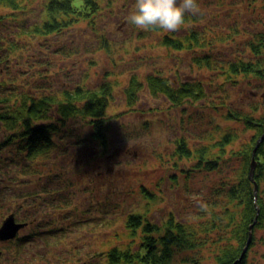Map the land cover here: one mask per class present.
Segmentation results:
<instances>
[{
	"label": "trees",
	"instance_id": "obj_1",
	"mask_svg": "<svg viewBox=\"0 0 264 264\" xmlns=\"http://www.w3.org/2000/svg\"><path fill=\"white\" fill-rule=\"evenodd\" d=\"M258 1L261 0H216L213 6L207 8L209 4L198 0L200 12L197 15L186 14L185 24L177 32H165L162 29L146 31L129 23L133 28L127 35L129 42L157 34L156 41L170 56L183 52H193L194 55L190 60L192 74L183 75L180 70L169 71V68L159 65L142 75L140 68L136 67L123 89L130 109L138 110L136 106L142 99L141 94L147 91L152 96L164 98L171 111L181 112L182 120L187 121V127L174 140L172 156L175 162L172 168L186 173L185 177L189 180L197 171H222L234 156L239 157V163L232 179H223L209 188V209L200 210L192 218L196 222L188 218L183 220L177 213H171L163 223H157L146 214L133 211L125 221L128 243L112 244L106 250L90 253L87 260L79 259L76 264L82 261L87 264H203L202 260L191 257L200 249L208 247L209 243L216 245L212 264H233L243 254L239 264H247L248 251L255 243L256 229L264 228V143L256 154L255 181L250 177L252 154L258 138L264 132V109L263 113L256 114L260 109L258 104L248 106L246 110L238 108L245 104L238 106L237 101L233 102L235 97L225 83L239 84L237 77L243 75L264 82V17L245 19L242 10L243 6L248 9L256 7ZM112 3L113 0H45L33 19L32 14L27 12L30 10L26 0H0L1 6L11 9L6 16L0 15V72L24 80L16 82L17 79H0V182L6 173L11 172L13 165L16 167L12 176L19 179L23 175L34 174L35 164L47 161L61 143L63 151L66 147L65 138L76 132L67 127L77 118L93 131L90 138L80 134L75 144L91 139L100 144L104 153L108 152L109 122L114 121L116 116L109 114V107L116 99V84L111 76L94 87L79 81L61 84L55 79L43 85L26 79L25 74L30 69L24 71L19 68L16 74L8 69L15 62L22 61L24 48L28 44L38 40L37 43L45 46L43 40L60 36L76 22L89 21L93 30H97V21L104 13V5L112 6ZM224 17L236 18L223 21ZM125 20L128 22V17ZM105 29L102 33L94 34L101 49L111 52L114 31L106 32ZM238 37L242 38L241 42H238ZM62 42L57 41L56 47L66 52L69 46ZM234 42L241 43L240 49L243 48L234 53L217 48L218 44L231 48ZM145 48L137 44L136 52L140 53ZM223 51H226L227 57ZM142 59H145V62H141L142 66H147V59ZM173 59L181 60L179 56ZM195 68L201 71L199 75H194ZM2 74L0 77H3ZM222 78L223 83L219 84L218 80ZM258 86L262 87L261 84ZM193 106L199 110L191 112ZM205 107L217 112L220 108H227L225 118L230 121L243 120L254 135L245 141L243 148L231 149L230 157H226L227 149L239 135L230 125L224 130V126L213 117L210 121L214 127L204 131L201 141L192 145L195 133L188 129L191 127L188 125L194 120L195 125L202 121ZM251 108L252 111H249ZM187 160H195L196 164L187 166ZM176 175L172 177L178 180L179 176ZM255 184L259 187L258 199L255 198ZM55 192L46 188L44 198L46 195H55ZM144 192L148 193L146 189ZM1 196L0 208L4 199ZM40 196L39 193L30 195L33 203H16L9 213L1 217L2 225L7 216L14 214L24 227L15 239L6 243L4 250L0 249L3 252L0 264L71 262L70 259L66 262L64 256L72 259L75 247L65 246L52 254L53 251H42V244L48 248L54 244L53 238L59 235L60 239H64L70 228L85 225L87 220L76 221L75 216L80 210L71 206L68 198H54L44 203V198L41 200ZM42 214H45V218L41 217ZM252 224L251 244L245 251ZM215 232L218 235H214ZM27 258L28 262L25 261Z\"/></svg>",
	"mask_w": 264,
	"mask_h": 264
},
{
	"label": "rangeland",
	"instance_id": "obj_2",
	"mask_svg": "<svg viewBox=\"0 0 264 264\" xmlns=\"http://www.w3.org/2000/svg\"><path fill=\"white\" fill-rule=\"evenodd\" d=\"M215 1L203 0V3L209 4L207 8H210ZM44 2L45 0H26L30 10L27 12L32 14L33 19L37 17L39 8ZM263 4L264 0H261L251 9L243 6V17L245 19L264 17ZM133 5L134 0H113L112 6L105 4L104 13L98 19L99 22L97 21V30H93L89 21L76 22L69 29L64 30L60 36L43 40L44 45L49 48L41 45L40 42L37 43L38 40L28 44L24 48L22 61L15 62L8 69L14 74L19 72V68L24 71L30 69L25 74L26 79L43 85L55 79L61 84L79 81L94 87L105 82L110 76L116 84V99L109 107V114L116 116L114 121L109 122L108 152L104 153L100 144L91 139H86V142L78 143L79 145L75 144L80 134L90 138L93 131L88 124L83 125L82 120L77 118L67 127L73 128L76 132L65 138L66 147L63 151H61V143L47 161L35 164L34 174L23 175L19 179L12 176L14 174L12 171L16 167L13 165L11 172L6 173L0 182V196L4 198L0 208V219L4 217V214L9 213L16 203H33L30 195L39 193L42 200L46 188L55 190L56 194L46 195L44 203L54 198L55 200L68 198L71 206L80 210L75 219L76 221L87 220L85 225L70 228L64 239H60L59 235L53 238L54 244L48 248L46 246L47 249L43 244L41 247L42 251H53L52 254L58 253L65 246L75 247L72 259L64 256L66 262L68 259L71 260L67 264H76L79 259L87 260L90 253L106 250L112 244L128 243L129 236L125 221L133 211L146 214L151 221L157 223H163L171 213H177L183 220L188 218L196 222L192 218L199 214L200 210L209 209L207 196L209 188L223 179L231 178L239 163V157L234 156L230 164L226 163L222 171H197L188 180L185 177L186 173L182 174L172 168L175 162L172 156L174 140L187 127V121L182 120V113L175 110L172 112L164 98L152 96L147 91L141 94L142 99L136 106L138 110L128 107L123 89L136 67L140 68L142 75L154 68L153 66L159 65L169 68V71L179 72L180 70L183 75L192 74L190 60L194 56L193 52L170 56L156 41L157 34H149L142 40L135 38L129 42L127 35L133 28L124 19L133 11ZM9 11H11L10 8L0 5V15L6 16ZM23 16L27 17L26 14ZM224 18L223 21H230L235 20L236 17ZM105 27L106 32L114 31L111 52L101 49L97 35L94 34L102 33ZM237 39L238 42L242 40L241 37ZM60 40L69 46L66 52L56 47L57 41ZM238 42H234L231 48L222 47L219 44L217 48L231 50L233 53L238 52L243 48L240 49L242 44ZM137 44L144 45L146 48L140 53L136 52ZM223 55L227 57L226 51H223ZM147 56L154 59L150 60ZM178 56L181 60L175 61L173 58ZM142 58L147 59V66H142L141 62H145ZM193 73L199 75L201 71L195 68ZM2 75L0 79H17L15 75L4 71ZM237 78L240 81L239 84L225 83L229 92H232L235 97L233 102L237 101L238 106L241 103L245 104L244 107H238L245 110L249 109L248 106L254 107L258 104L260 109L256 114L263 113L264 82L256 78L248 79L244 75ZM223 80V78L221 81L218 80L219 84H222ZM19 81L24 80L19 77L16 82ZM195 110L199 109L193 106L191 112ZM226 111L225 107L218 109V112L205 107L202 121L195 125L194 120L191 125H188L191 126L188 129L195 133L191 141L192 145H197L201 141L204 131L214 127L210 119L215 117L224 126V130L230 125L239 135L236 142L227 149L226 157H230L231 149L243 148L245 141L254 134L246 127L243 120L226 119ZM249 111H252V108ZM194 164H196L195 160H187V166ZM56 174L60 176L57 177ZM174 174L179 176V181L172 177ZM58 178L63 182H58ZM144 189L148 192L147 194ZM41 217L45 218V214ZM60 219L62 222L63 218ZM69 226L71 227V224H68ZM253 241L255 243L248 251L246 262L247 264H264V228L256 229ZM7 242L0 241L1 250H4ZM215 247L216 245L209 243L208 247L200 249L191 258L202 260L203 264H212ZM27 260L29 259L25 261ZM79 264L87 263L82 261Z\"/></svg>",
	"mask_w": 264,
	"mask_h": 264
},
{
	"label": "clouds",
	"instance_id": "obj_3",
	"mask_svg": "<svg viewBox=\"0 0 264 264\" xmlns=\"http://www.w3.org/2000/svg\"><path fill=\"white\" fill-rule=\"evenodd\" d=\"M199 12L198 0H134L128 22L141 30L177 32L184 26L186 14Z\"/></svg>",
	"mask_w": 264,
	"mask_h": 264
},
{
	"label": "water",
	"instance_id": "obj_4",
	"mask_svg": "<svg viewBox=\"0 0 264 264\" xmlns=\"http://www.w3.org/2000/svg\"><path fill=\"white\" fill-rule=\"evenodd\" d=\"M262 143H264V132L263 134L258 138L257 140V145L256 148L253 151V159H252V163H251V171H250V177L252 178L253 181H255V171L257 168V150L258 148L262 145ZM255 198L258 197V191H259V187L257 184H255ZM258 199V198H257ZM253 224L250 226V237H249V242L248 245L246 246L245 251L248 249V247L251 244V239H252V235H253ZM24 227L23 224L19 223L18 220L16 219L14 214H11L9 216H7L4 219V222L2 223V225L0 226V241L1 242H6V241H10L15 239L18 234L20 233L21 229ZM3 255V252L0 250V259ZM244 254L241 256L240 259H238L237 261H235L233 264H239V262H241V260L243 259Z\"/></svg>",
	"mask_w": 264,
	"mask_h": 264
}]
</instances>
